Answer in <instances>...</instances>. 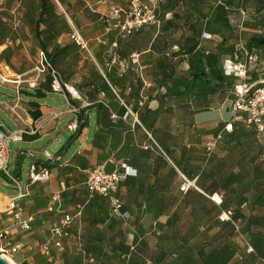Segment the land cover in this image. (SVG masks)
Masks as SVG:
<instances>
[{
    "label": "rangeland",
    "instance_id": "rangeland-1",
    "mask_svg": "<svg viewBox=\"0 0 264 264\" xmlns=\"http://www.w3.org/2000/svg\"><path fill=\"white\" fill-rule=\"evenodd\" d=\"M169 12H173V15H169ZM28 14L29 12L23 11L16 19L4 17L6 20L0 21V43L6 47L0 53V74L7 79L5 83L0 82V102L9 103L6 110L9 113H14L16 110L24 116V113L29 110V101L27 97L19 94L21 100L18 99L16 92L35 90L44 83L45 77L49 73L51 74V70L56 76L59 75L63 83L71 82L78 85L85 94L82 101L86 104L104 102L102 93L110 91L105 71L108 69L107 62L105 66L97 65L90 54L89 45L88 50H82L72 41L71 34L75 27L55 1L48 0L38 30L35 26L36 16L31 14L28 16ZM161 16H163L161 35L154 40L151 52L145 53L142 59L143 73L141 75L143 79L139 73L128 69L129 72L124 74L125 79L120 84V86L128 85L131 89L128 98L133 103L132 107L135 108L132 111L136 114L141 125L138 127L140 136L145 139V144L150 150H129L119 160L128 159L141 164L142 158H155V170L170 166L175 175L173 187L176 190L161 192L163 198L169 199L180 197L178 187L181 184V176L177 171L182 172L183 169L182 173L185 176L187 175L184 171H189V173L199 170L214 172L213 176L205 173L203 181L207 186L216 187L215 191L222 194L224 207L231 208L236 219L240 221L241 235L235 234L231 226L227 224L225 226L215 225L211 235L205 236L207 221L200 213L198 228L203 231H198L199 235L190 239L189 245L201 247L202 241H205L207 246H214L215 234L223 233V240L219 244L223 247L221 248V257L224 264H259L255 257L244 254V246L245 243L251 244L256 256L264 258V134L258 135L252 129L247 130L240 127L231 136L229 135L230 137L226 136L222 142L218 143L214 154L210 158H206V144L214 141L220 131L207 133L203 130H196V128L192 129L190 126L194 122L191 123V117L193 120V114L197 110H199L198 113L207 111L208 104L203 101V92L200 93L199 97L201 98L196 104L191 99L186 101L171 99L165 95L160 86L168 83L183 84L189 77V67L192 61L198 56L207 58L210 68L207 70L210 77L219 76L218 66L223 58L234 56L246 65L247 77L250 82L264 80V46L252 51H249L246 46L247 41L252 37L264 35V0H232L227 11L219 9L216 0H166L165 4L161 6ZM170 18L175 19L172 21L169 20ZM62 20L66 23L62 24ZM37 31L39 41L36 38ZM145 32L146 35H151L150 32ZM203 32L210 34L211 39H202V37H206L202 35ZM40 42L44 46L53 43L63 46L62 53L64 54L59 59L60 66L54 67L56 63L54 58L46 57L51 67H45L42 73L38 72L36 68H41ZM149 42L150 39L146 36L143 45L146 46ZM100 46L106 48L103 44ZM172 46H176L178 50L175 53V59L165 55L167 48ZM76 49L79 50V53L76 52ZM85 55L87 59H84ZM101 55L105 57L106 61L109 59L107 50L102 51ZM26 56L30 57L32 61H27ZM126 58L129 60V56ZM2 61L11 63L14 71L19 68L23 69L22 65H27L32 70L31 72L28 70L24 74H15L2 66ZM111 70L112 75L118 74L119 66L114 63ZM223 81L226 92H221L222 99L231 101L229 92L234 81L230 79H223ZM144 82H146V86ZM51 90L53 92V89ZM61 90L63 89L60 87L58 92ZM64 90L67 92L66 88ZM73 94L76 96L75 93ZM154 94L155 103L150 104ZM38 103L53 109H63L59 99L54 96H51V100L44 99ZM67 124V120L58 124L55 133L57 138L53 141L50 137H45L35 144L22 141L9 145L11 156L9 172L20 184L22 190L28 194L18 203L25 202L27 207L33 204L30 207V212L36 214L38 220L32 230L24 233L26 238L23 243H25L26 249H32V251H27L29 254L40 251L41 245L47 242L52 224L56 221L55 217L52 218L42 213L47 201L41 189H35L40 183L29 185V167L34 159L45 161V154L54 155L58 146L70 138L72 133L66 129ZM91 126H94V120H92ZM0 127H4L8 132L16 131L9 115L2 107H0ZM135 139L131 137L129 141L134 142ZM45 144H49V146L46 148ZM76 145L69 149L68 157L72 155ZM109 147L108 143H102L96 147V152L86 153L89 158H85V168L92 169L107 161ZM19 148L24 151L40 150H35L37 153H31L32 156L36 155L39 158L25 156L20 160V173L16 176V163L13 157ZM168 149L171 153H173V149L179 150L176 153L177 157L170 160L171 155L168 154ZM172 159L177 168L172 164ZM176 169L179 170L176 171ZM18 192L14 183L7 181L0 173V194L8 197H0V228L5 226L4 221L9 218L5 206L10 198L18 195ZM210 192L205 191L208 195ZM157 193L155 191V204L156 200L162 198ZM81 197L82 195L79 194L75 201H67L66 204H71L68 210L72 209ZM197 202L200 203V200ZM21 206L24 208L22 204ZM103 212L105 220H109L108 213ZM176 216L178 217V215ZM177 217L176 219L171 218L170 226L166 229L168 232L174 229L172 222L178 221ZM100 221L99 229L105 231L107 225L103 219ZM182 227L187 229V224L185 223L180 229ZM69 230H67V236L70 234ZM75 242V250L73 249L69 253L65 249L63 251L53 249L52 264H99L98 262H101L102 258L99 259L100 256L97 258L94 254H90L82 240H75ZM238 256H242V260H239ZM209 260L207 258L208 262ZM11 261L13 264H20L14 258H11Z\"/></svg>",
    "mask_w": 264,
    "mask_h": 264
},
{
    "label": "crops",
    "instance_id": "crops-1",
    "mask_svg": "<svg viewBox=\"0 0 264 264\" xmlns=\"http://www.w3.org/2000/svg\"><path fill=\"white\" fill-rule=\"evenodd\" d=\"M54 1L90 46V54L97 65L105 66L107 62L108 69H105V71L110 91H107L104 94L102 93L104 102H101L102 105L99 104L101 107L98 106V102L96 104H88L87 107L89 110L86 113L89 121L88 128L82 132L78 139L71 140V135L64 144L58 146L59 148L54 155H49L54 158L53 167L49 169L50 179L48 182L37 185L35 189H41L47 202L52 194L61 192L62 211L74 217L77 213V206L82 204L86 199L84 182L87 171L91 170L85 168V158H89V155L86 153H94L96 152V147H99L102 143H108L110 145V151L108 152L109 157L107 158V161L102 162L99 165H103L104 170L108 173L120 170L122 165L129 167L133 172V176H128L119 185L118 194L123 203L121 216L119 218H109V220H105L103 211H106V213L108 212L107 202L100 198L92 199L85 206L81 217L74 219L69 230L70 234L62 240L63 247L61 251L65 249V251L69 253L71 250H75V240H82L84 247L89 250L90 254H94L97 258L100 256L99 259L102 258L101 262H98L99 264H224L221 257V248L223 247L219 244L223 240V233L215 234L213 239L215 241L214 246H207L205 241H202L201 247L189 245V240L195 238L196 235H199L198 231H203V229L198 228V215L200 213L205 218V221H207L205 224V229L207 230L204 233L205 236L211 235L215 225H227L219 224L216 220L217 215L223 209H226L224 207V202L221 207H218L208 200L206 197L208 194L205 193L207 190L211 191L209 195L217 194L223 200L222 194L215 191L217 189L216 187L207 186L203 181L205 173L213 176L215 175L214 172H204L199 170L194 173H189V171H184L187 175L185 176L182 173L183 169L182 172L177 171L179 169H176L180 175H183L190 180L195 179L198 184L197 186L202 193L190 191L186 195H181L178 187V195L180 197L177 199H169L166 197L163 198L161 192L164 190H176V188L173 187L175 185L173 181L175 175L170 166L155 170V158H142L143 162L141 164L139 162L134 163L128 159L119 160V158L123 157L127 151L138 149L143 150L141 147L147 146L144 141L145 139L140 136L139 128L135 127L132 129L128 120H122L126 109L133 110L135 108L132 107L133 103L130 102L128 98L129 91L131 90L130 87L128 85L120 86L125 79L124 74L129 72L128 70L121 68L120 65L121 62L129 61L126 56H129L130 58L132 55H138L139 63L142 66L144 54L151 52V49L154 47V40L161 35V25L163 22L161 6L165 4L166 0H163V2L159 4L157 10L158 17L161 21L160 28L145 27L137 34L126 39L121 38L116 31L106 32L102 23V15L107 12L109 6H125L128 4L129 0ZM47 3L48 0H45L46 8ZM40 9L41 0H4V2L0 4V21L4 22L6 20L4 17L16 19L20 12L25 11L29 12L28 16H30V14L36 16L37 22ZM54 9L56 15H58L56 8ZM168 14L173 15V12H169ZM174 19L175 18H170L169 20L174 21ZM65 23L66 22L62 20V24ZM166 30L168 29L166 28ZM145 31L150 32L151 35H146ZM202 35H205L206 37L208 36V38L202 37V39H211V35L206 32H203ZM146 36L150 39V42L148 45L144 46L143 40H145ZM125 43L127 45H123ZM100 44H103L106 48H103ZM114 44L116 47H113ZM62 47L63 46H59L55 43L51 45L47 44L45 46L46 54L51 58H54V61L56 62L54 67L60 66L59 59L62 58L64 54L62 53ZM4 49H6L5 45L0 43V53H2ZM104 50H107L109 54V59L107 61L105 60V57L101 55ZM176 51H178L177 47L172 46L171 48H167L165 55L175 59ZM40 52L41 51H39V53ZM76 52L79 53V50L76 49ZM198 58L202 59V63L205 65L206 69H210L208 67L207 58L204 56H198L195 60ZM26 59L27 61H32L28 56H26ZM84 59H87L86 55L84 56ZM226 59H233L240 62L234 56L223 58L218 66L219 76L210 77L207 70V75L211 81L212 88L207 87L205 81H201L199 83V90L196 94L172 98L167 95L166 90L164 89L165 84L160 86L161 90H164L167 97L182 101L191 99L196 102V104L201 98L199 97V95H201L200 93L203 92V101L208 104L207 111L198 113L199 110H197L193 114V120L191 117V123L192 121L194 122L190 126L192 129L196 128V130H203L207 133H216L220 131L218 134L222 136L220 142H222L226 136H231V134L236 132L240 127H244L247 130L251 129L242 123L239 114H236L235 118H233L231 111L232 100L226 101L222 99L221 92H226V87L223 81L225 78L222 72V65ZM114 63L119 66V72L118 74L112 75L111 69ZM1 64L15 74H24L28 70V72H31L32 70L29 69L27 65H22L23 69L19 68L14 71L15 69L13 70V65L11 63L2 61ZM36 69L38 70V67ZM136 73L141 75L143 69L141 72ZM140 77L143 79L142 75ZM189 78L190 70L189 77L185 82L188 81ZM58 79L66 86L71 94L75 93L76 96H74V94H67V92L63 90H61V92L47 94L45 98L46 100H51V96L57 97L61 104L60 106H63V109H53L49 106L39 104L42 117L36 122H33L26 112L24 113V116L16 112V110H14V113H9V111L6 110V107L8 106L7 104L9 103L6 101L0 102V107H2L7 115H9L16 131L23 130L28 136L37 133L39 136L37 140L23 142L35 144L45 137H50L53 141L57 138L55 133L60 122L67 120L68 123H70L76 119V114H70L68 109L82 108L83 102H81V100L85 97V94L78 85L71 82L69 84L63 83L59 75ZM171 84L172 83H170V85ZM19 97L20 96L18 95V99L21 100ZM76 97H79L81 100H76ZM152 97L153 101H151L150 104L155 103V94ZM232 98L233 97H231V99ZM53 115H56V117L53 118ZM92 120H94V126H91ZM228 123L232 124V133L223 132L224 127ZM71 133L73 134V132ZM131 137L136 138L134 142L129 141ZM75 144L77 145L74 152L68 157L69 149ZM47 146H49V144H45L46 148ZM35 150L24 151L22 148L16 150L13 157L15 158L14 161L16 163V176L20 173V160L25 156H32L31 153H37ZM179 150H181V148H179ZM179 150L173 149V153H171L168 149V154L171 155L170 160L171 158L177 157L176 153ZM32 158L39 157L35 155L32 156ZM33 162H36L38 166H40V164H45L44 161L39 159H34ZM171 162L175 166V161L173 162V159ZM175 168L177 167L175 166ZM155 191L158 192L157 194H159V197H162L156 200V204ZM79 194L82 195V199L80 198L78 203L72 209L70 208V210H68V207L71 206V204H66V202L75 201V198H77ZM0 196L8 198L2 194H0ZM198 200H200V203L197 202ZM24 203L22 202L21 204L24 206L25 213L34 217L33 229L38 223V220L36 219L37 215L30 212V207H32L33 204H30L27 207L25 205L26 203ZM216 212L217 215H215ZM42 213L49 215L52 218H56L52 227L58 224L60 218L59 215L47 214L44 213V210ZM176 215H178V217ZM176 217L178 221H180H173L174 229L171 232H168L166 229L170 226L171 218L176 219ZM100 219H103L107 225L105 231L99 229L100 227L98 223L101 222ZM4 223L5 226L0 228V231L6 229L9 231V236L6 241H9L12 245L20 244L22 246L21 251L18 254L13 255L12 259H16L20 264L53 263L52 252L55 248L53 247L54 237L51 233L52 227L49 230L47 242L41 245L40 251L31 252V254H29L27 251H32V249H26L25 243H23L26 235L19 232L16 227L9 226L10 217L6 218ZM185 223L187 224V229H184L183 227L180 229ZM155 239L157 240L155 241ZM45 245L49 246L51 258H48L43 254V247ZM131 248L133 251H130ZM127 255H129V259L125 260L124 258ZM207 258L210 259L209 262L207 261Z\"/></svg>",
    "mask_w": 264,
    "mask_h": 264
},
{
    "label": "built area",
    "instance_id": "built-area-1",
    "mask_svg": "<svg viewBox=\"0 0 264 264\" xmlns=\"http://www.w3.org/2000/svg\"><path fill=\"white\" fill-rule=\"evenodd\" d=\"M229 0H216L217 7L227 11L229 8ZM4 0H0L2 4ZM163 0H129L128 4L125 6L111 5L109 6L107 12L102 15V23L106 32L116 31L121 36V38H129L137 34L141 29L145 27L160 28L161 21L158 17L157 10L160 3ZM243 15V12H241ZM72 41L79 46L82 50H88L87 42L82 38L76 29H73L71 34ZM113 47H116L114 44ZM40 56V66L38 69L39 73L44 71L45 67L50 68L49 63L46 60L45 54L41 51ZM139 56L132 55L127 62H121L120 67L124 70H132L135 72H141L143 67L139 63ZM222 72L225 78H231L236 81V84L232 89V102L231 111L233 118L236 114L241 117L242 123L251 128L258 135L264 134V81L250 83L247 77L246 65L237 62L233 59H226L222 65ZM51 76L53 78V83L51 88L53 92H58L60 89V80L58 76L51 70ZM2 82V81H0ZM146 86V82H144ZM66 88V86L64 85ZM68 94H71L66 88ZM17 96H18V92ZM73 95V94H71ZM76 100H81L76 97ZM81 102H83L81 100ZM139 105H142L139 103ZM88 104L83 102L82 108L87 107ZM70 114L75 115L78 112L76 108L68 109ZM53 118L56 115L52 116ZM132 118V121H131ZM123 121H129L132 129L135 127H141L136 114L132 110L126 109L123 117ZM68 131L74 132L76 129V119L66 125ZM232 124L228 123L224 129V133H232ZM34 134V133H33ZM23 135L27 133L23 130H17L15 132H8L4 127L0 129V173L7 177L18 189V195L9 199L6 204L5 211L8 212L10 217V227H16L20 232L26 233L32 229L34 217L30 214H26L24 208L18 202L21 199L27 197V192L23 191L20 184L14 179L9 172L10 163V148L11 143L22 142ZM222 140V136L218 135L216 139L212 142L206 144V158H210L218 145ZM144 151L150 150L148 146L141 147ZM45 163H53L54 158L45 154ZM128 176H133L132 170L122 165L120 170H115L113 172H106L103 165L96 166L95 168L87 171L86 179L84 182V187L86 191L85 201L77 206V213L73 217L66 214L61 209V192H57L51 195L49 201L47 202L44 213L47 214H57L60 216L58 224L51 228V233L54 237L53 247L55 249L61 250L63 247V238L67 236V230L70 229L75 218H79L85 206L95 198H100L105 200L108 205V217L109 218H119L121 216V211L123 208V203L118 194L119 185ZM181 176V184L179 186V193L181 195H186L190 191H195L202 193L196 183V180H190L183 175ZM50 179L49 169L45 167L44 164L38 166L36 162H33L29 167L28 181L29 185H35L38 183L48 182ZM1 197V196H0ZM212 203L216 206L221 205V197L217 194L211 196H206ZM217 221L221 224L229 223L234 232L241 235V225L239 221L234 220L232 210H224L217 216ZM9 236V231H0V256L10 259L13 255L18 254L22 246L20 244H10L6 241ZM130 251H133L131 248ZM43 254L48 258H51L49 253V246L45 245L43 247ZM244 254L246 256H253L256 262L259 264H264V258L257 257L253 246L249 243H245ZM125 260L129 259V255L125 256ZM239 260H242V256H238Z\"/></svg>",
    "mask_w": 264,
    "mask_h": 264
},
{
    "label": "trees",
    "instance_id": "trees-1",
    "mask_svg": "<svg viewBox=\"0 0 264 264\" xmlns=\"http://www.w3.org/2000/svg\"><path fill=\"white\" fill-rule=\"evenodd\" d=\"M231 2H232V0L228 1V5L229 6H230ZM219 9H221V8H219ZM45 10H46L45 0H41L40 14H39V18H38V20L36 22V29L37 30H38V27H39L40 23L42 22V17L44 15ZM221 10H223V9H221ZM36 38L39 41L38 31L36 33ZM40 45H41L42 52L45 54V57H47V58L50 57L48 54H46L45 46L42 45L41 42H40ZM246 46H247L249 51H252V50L258 49L259 47L264 46V35L263 36L252 37L251 39H249L247 41ZM202 62L203 61H202L201 58H198L197 60L192 62V64L189 67L190 78L185 83H183V84L175 83V84H171V85L170 84H165L164 85V89L166 90L167 95H169L172 98H178V97H183V96L194 95V94H196L198 92L199 83L201 81H205L206 86L209 87V88H212L211 81L209 80L208 75H207V69H206L205 65ZM225 79L227 80V78H225ZM231 80H233V79H231ZM233 81H234V84L232 85V89H233V86L236 84V81L235 80H233ZM52 83H53V78H52L51 74L49 73L45 77L44 83L42 85H40L38 88H36L35 90H32L31 92H29V91H24L22 93L18 92L20 96L28 98V100H29V110H27L26 113H27V115L29 116V118L33 122L38 121L42 117V112L40 110V105H39L38 102L40 100H44L46 98L47 94L52 93V90H51L52 89L51 88ZM60 87L63 89V91H65L64 90V88H65L64 84L60 83ZM106 87H108V86H106ZM232 89L230 91V94L232 93ZM67 94H68V92H67ZM231 97H232V94H231ZM98 106L101 107V105H99V104H98ZM88 110H89L88 107L78 108V112L76 114V129H75V131L73 132V134L71 136V140L72 139H78L80 137V135L82 134V132L86 128H88L89 121H88V116L86 114ZM38 138H39V136H38L37 133H34L32 136L23 135L22 141H34V140H37ZM44 165L48 169H51L53 167V163L51 165L48 164V163H45ZM5 179L7 181H10L7 177H5ZM211 195H208V196H211ZM259 197H261V196H259ZM222 205H223V200L221 201V205L218 206V207H221ZM229 209L230 208H226V209H223L222 211L229 210ZM230 210H232V209H230ZM233 216H234V220L235 221H239L238 219H236V217L234 215V212H233ZM216 220H217V217H216ZM219 224H221V223H219ZM223 224L230 225L229 223H223ZM231 228H232V230L234 232V229H233L232 226H231Z\"/></svg>",
    "mask_w": 264,
    "mask_h": 264
},
{
    "label": "bare ground",
    "instance_id": "bare-ground-1",
    "mask_svg": "<svg viewBox=\"0 0 264 264\" xmlns=\"http://www.w3.org/2000/svg\"><path fill=\"white\" fill-rule=\"evenodd\" d=\"M0 81H2V82L5 83V82H7V79H6L3 75L0 74ZM71 92H72V91H71ZM72 93H73V92H72ZM7 260H8V262H9L10 264H13L12 261H11L10 259H7Z\"/></svg>",
    "mask_w": 264,
    "mask_h": 264
},
{
    "label": "water",
    "instance_id": "water-1",
    "mask_svg": "<svg viewBox=\"0 0 264 264\" xmlns=\"http://www.w3.org/2000/svg\"><path fill=\"white\" fill-rule=\"evenodd\" d=\"M0 129H1V127H0ZM0 264H10V263L8 262V260L6 258L0 256Z\"/></svg>",
    "mask_w": 264,
    "mask_h": 264
}]
</instances>
